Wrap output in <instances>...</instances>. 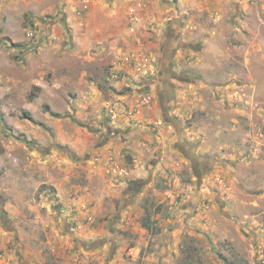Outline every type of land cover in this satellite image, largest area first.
Segmentation results:
<instances>
[{
  "label": "rangeland",
  "instance_id": "374dc122",
  "mask_svg": "<svg viewBox=\"0 0 264 264\" xmlns=\"http://www.w3.org/2000/svg\"><path fill=\"white\" fill-rule=\"evenodd\" d=\"M190 1L163 5L167 13L193 22L191 42L202 45L187 51L182 81L166 79L167 106L178 123L162 117L156 122L159 137L150 142L144 161L134 164L132 182L145 185L128 190L117 179L90 181L84 167L77 171L74 181L103 191L98 218L107 220L92 239L98 256L89 264H264V0H216L208 11L200 0ZM57 2L0 0L4 205L24 206L47 187L41 181L45 147L30 153L29 128L95 126V114L82 118L74 110L78 90L97 86L116 99L118 92L134 94L148 82L164 83V67L143 76L131 64L114 78L119 53L109 46L79 51L64 26L56 25L62 37L56 35L54 22L61 16L48 7ZM188 157L208 164L200 169ZM110 189L118 195H107ZM24 212V224L32 229L35 212L28 206ZM94 217L88 211L84 220Z\"/></svg>",
  "mask_w": 264,
  "mask_h": 264
},
{
  "label": "crops",
  "instance_id": "0c3cea01",
  "mask_svg": "<svg viewBox=\"0 0 264 264\" xmlns=\"http://www.w3.org/2000/svg\"><path fill=\"white\" fill-rule=\"evenodd\" d=\"M52 1L58 2L50 5L49 11H59L61 16L59 22H54L55 29L56 25L69 29L79 51L109 46L119 53L114 63H120L123 71H129L134 59L143 55L148 57L152 70H161L162 73L165 60L162 45L166 28L168 22L178 16L167 13L160 0H88L87 8L83 0ZM58 5L59 9H55ZM134 5L140 6L141 22L137 30L131 32L129 11ZM28 7H31L30 4ZM193 25L190 21L185 22L183 27L182 40L187 43L194 37L191 31ZM55 34L62 37L58 28ZM132 39L135 45L131 44ZM189 50H195V47L186 45L173 50V70L180 78L171 74V82L183 80L181 65ZM120 83L125 81L116 82L115 85ZM166 88L167 85L161 86L160 82L158 85L148 82L143 86V90L150 89V92L139 88L138 93L146 92L152 96L150 102L140 106L139 94L135 91L134 94L118 92L117 96L114 95L117 98L113 99L103 95L97 86H91L90 91L78 90L79 99H76L73 107L82 118L89 113L95 114V126L29 128L28 132L33 135L32 140H28L32 148L30 153L36 155V147H45L46 152L42 154L45 170L41 181L47 187L39 191L38 199L24 206L0 203V264H89L95 260L98 254L93 246L97 241L92 239L107 224L106 219L98 218L103 191L101 194L97 187L74 181L78 176L77 171L84 167L86 178L90 181L114 178L121 182L120 187L131 189L133 173L138 166L134 164L144 161L146 149H152L150 142L159 137L154 134L160 128L156 122L160 123L163 118L160 100L167 93ZM116 101L121 105L127 104L136 112H122L112 119L110 111ZM91 106L93 109L86 111ZM139 182L141 186L146 181ZM120 187L117 189L120 190ZM111 191L114 192L107 195H118L116 190ZM112 201L111 205L114 204ZM27 206L35 212L32 229L24 224L27 222L24 212ZM43 209L47 215L42 214ZM88 211L94 212L93 221L84 220ZM41 218L43 224H38ZM41 232L44 238L40 237Z\"/></svg>",
  "mask_w": 264,
  "mask_h": 264
},
{
  "label": "flooded vegetation",
  "instance_id": "af4514ba",
  "mask_svg": "<svg viewBox=\"0 0 264 264\" xmlns=\"http://www.w3.org/2000/svg\"><path fill=\"white\" fill-rule=\"evenodd\" d=\"M162 5H169L168 3H171L172 0H160ZM175 1H183L184 3L185 2H191L190 0H175ZM216 0H200L201 3L204 4V7H205V10L208 11L210 10L209 8V5H213L215 6ZM188 3V4H189ZM203 10V11H205ZM175 17H177L178 15H174ZM184 17L186 16H183V18H172L169 22H168V25H167V34L164 36L165 39H164V42H163V51L165 52V57L168 53V51H172V50H178L179 47H182V46H186V45H189V46H201L202 43H197L195 44L194 42H185L184 40H182V30H183V27L185 26V19ZM192 28H194V26H192ZM203 45H205L203 43ZM196 48V47H195ZM165 70H166V74H169V75H176L178 76L177 73L174 72L173 70V65L172 64H166L165 65ZM179 77V76H178ZM180 78V77H179ZM171 79V76L170 78ZM169 98H170V94L169 93H165V96L164 98H161V114L163 116V119L166 121V122H169L171 123L173 126H177V123H178V120L177 118L172 115V108L171 107H168V103L170 102L169 101ZM177 122V123H176ZM181 150L183 152L186 153V156L188 155V152L187 150H185V146L182 145L181 146ZM185 150V151H184ZM190 159V162L194 165V166H197L198 168L200 167L201 169V166L203 165V167L205 168L206 164H208V161H196V159L192 158V157H188ZM203 159V158H202ZM140 182L139 181H135L133 182L131 185H130V188L131 189H134V188H137L139 186Z\"/></svg>",
  "mask_w": 264,
  "mask_h": 264
},
{
  "label": "built area",
  "instance_id": "2783aa9c",
  "mask_svg": "<svg viewBox=\"0 0 264 264\" xmlns=\"http://www.w3.org/2000/svg\"><path fill=\"white\" fill-rule=\"evenodd\" d=\"M83 3L85 7L88 6V0H83ZM141 22V13H140V6L134 5L131 6L129 11V29L131 32H135L137 30V25ZM29 36L33 35V31L28 33ZM133 56V55H132ZM135 71L143 76H150L154 70L149 67L148 57H144L143 55L137 57L133 61ZM123 71V67H121L120 63H114L113 64V77L117 78L119 77V73ZM139 100L138 104L142 106L145 103H148L151 101L152 96L151 94H147L146 92H139ZM126 112L127 114H134L136 110H131L127 104L121 105L119 102H116L112 105L110 115L112 119H116L120 113Z\"/></svg>",
  "mask_w": 264,
  "mask_h": 264
},
{
  "label": "trees",
  "instance_id": "16d2710c",
  "mask_svg": "<svg viewBox=\"0 0 264 264\" xmlns=\"http://www.w3.org/2000/svg\"><path fill=\"white\" fill-rule=\"evenodd\" d=\"M173 55H174V52H173V50L170 52V51H168V53H167V55H166V57H165V63H164V67H165V65L166 64H172V58H173ZM163 81H164V83H162V82H160V84H161V86H165V85H167L168 86V83L166 82L167 80L166 79H169V77H170V75L169 74H166V70L165 71H163ZM53 115H56V116H59L58 114H55V113H53ZM26 116L28 117V118H30V119H33L28 113L26 114ZM29 142V141H28ZM29 143H31V142H29Z\"/></svg>",
  "mask_w": 264,
  "mask_h": 264
},
{
  "label": "water",
  "instance_id": "95a60500",
  "mask_svg": "<svg viewBox=\"0 0 264 264\" xmlns=\"http://www.w3.org/2000/svg\"><path fill=\"white\" fill-rule=\"evenodd\" d=\"M177 123V122H176Z\"/></svg>",
  "mask_w": 264,
  "mask_h": 264
}]
</instances>
